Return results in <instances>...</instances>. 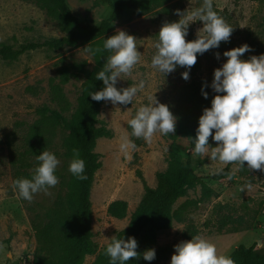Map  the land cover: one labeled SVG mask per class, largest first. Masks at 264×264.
Returning <instances> with one entry per match:
<instances>
[{
	"label": "rangeland",
	"instance_id": "1",
	"mask_svg": "<svg viewBox=\"0 0 264 264\" xmlns=\"http://www.w3.org/2000/svg\"><path fill=\"white\" fill-rule=\"evenodd\" d=\"M117 1L67 0V3L74 15L88 24L98 25ZM169 4L175 5L172 14H164L163 7L142 14L125 11L112 26V34L124 30L136 37L137 50L142 54L131 73L122 74L116 86L128 87L143 80L145 87L134 97L132 105L103 101L100 107L98 118L110 131V136L96 142L100 167L90 191L93 240L98 250L128 225L131 213L143 196V181L152 187L156 185V174L167 168L169 153L174 151L185 160L190 152V138L186 133L175 139L156 133L151 143L131 135L127 122L142 104L148 103V95H155L160 103L168 105L175 116L176 110L187 102L188 93L204 86L209 93L210 107L217 94L210 87L214 69L227 59L223 52L246 43L251 51L244 53L242 59L264 53V0H212L213 10L233 28L230 40L203 55L197 54L199 66L191 67L189 79L182 78L181 73L187 69L181 66L164 76L151 66L160 27L164 23L178 22L181 15L177 10L191 12L200 8L203 0H173ZM186 23L189 24L186 41L195 40L198 35L206 36L201 30L202 21L194 18ZM61 36L63 32L57 24L35 2L0 0V44L17 47ZM217 52L221 54L219 59ZM93 66L94 59L86 44L59 50L41 47L22 54L17 60L0 59V264L32 261L37 248L34 224L42 227L50 222L52 209L66 191L63 181L70 175L68 165L72 160L65 147L68 130L58 128L53 134L46 132L45 136L50 139L40 145L36 143L37 152L28 154L29 172H33L38 163L36 155L44 149L53 152L60 161L55 173L59 182L47 192L34 194L31 201L19 198L14 190L12 160L29 151L33 143L28 131L39 120L37 108H59L49 93L52 80L60 81L59 70L64 68L67 72L63 91L70 103V111L66 112L69 116L76 109L86 72ZM124 138L135 145L127 154L120 149ZM209 144L214 147L216 142ZM210 151L203 156L190 152L193 171L208 190L202 183L187 189L174 205V209L182 210V221H174L172 228L165 231L146 229L136 239L138 247L155 250L167 245L173 247L191 239L184 236L191 228L196 230V235L211 241L218 255L229 256L239 246L253 244L264 253V171L247 169V162L242 167L236 162L224 164L211 160ZM227 166L232 179L211 178ZM118 199L128 203L123 219H116L107 212L109 204ZM173 253L174 247L170 257L161 264H170ZM95 259L96 255L86 256L83 264H93Z\"/></svg>",
	"mask_w": 264,
	"mask_h": 264
},
{
	"label": "trees",
	"instance_id": "2",
	"mask_svg": "<svg viewBox=\"0 0 264 264\" xmlns=\"http://www.w3.org/2000/svg\"><path fill=\"white\" fill-rule=\"evenodd\" d=\"M30 1L35 2L45 11L63 32V36L47 38L42 42L22 43L17 47L0 44V59L17 60L22 54L41 47L59 50L86 44L93 56L94 66L86 72L76 109L69 116L66 112L70 111V103L63 91L67 72L64 68L59 70L60 81L55 82L53 79L49 91L51 100L59 108L51 109L47 106L37 108L39 120L31 125L28 131V138L33 140V143L29 151L26 150L19 159L12 160V165L15 167V180L20 177L31 178L32 172L27 170L31 166L28 154L37 152L36 143L40 145L50 139L45 136L46 132L53 134L54 130L64 128L69 132L65 142L67 154L73 158V149H76L79 157L85 162L84 173L87 179L79 180L70 173L63 181L66 191L52 209L50 222L42 227L34 224L37 248L33 260L27 264H83L85 257L92 255H96L93 264H109V257L105 253L107 244L98 250V245L93 240L90 191L94 175L100 167L99 155L95 152L96 142L101 137L110 136V131L100 123L98 118L104 100L94 101L88 95L104 87L103 82L95 78V74L101 70L110 54L108 50L103 49V42L105 38L114 35L111 33L114 21L125 11L142 14L157 7H163L164 14H172L175 5L169 4L173 0H118L98 25H91L73 14L67 0ZM193 66L195 68L199 66L198 56ZM201 89L193 88L188 93L187 102L176 110L175 132L168 135L175 139L181 133L188 134L190 148L194 147L193 139L196 136L198 118L209 104L208 91L204 89L208 93V97L205 98ZM211 141L210 136L209 143ZM229 173L231 174L227 166L213 174L211 178L213 180L229 179ZM198 183H202L205 190H208L202 178L193 171L190 152L183 160L178 153L171 151L167 168L156 174V185L152 187L143 181V196L131 213L128 225L114 236L124 239L132 236L137 239L146 229L156 232L172 228L174 221L183 219L182 210L174 209L176 201L185 194L187 189L195 187ZM127 211L128 203L122 199L112 201L107 209L108 214L116 219L126 217ZM192 235H196L195 229L190 228L184 233L185 238H191ZM147 249L137 247L136 251L142 254ZM155 252L156 257L152 261H146L140 255L129 260L127 264H161L170 257L173 247L162 246ZM229 256L235 264H264V253L257 250L255 244L241 245Z\"/></svg>",
	"mask_w": 264,
	"mask_h": 264
},
{
	"label": "clouds",
	"instance_id": "3",
	"mask_svg": "<svg viewBox=\"0 0 264 264\" xmlns=\"http://www.w3.org/2000/svg\"><path fill=\"white\" fill-rule=\"evenodd\" d=\"M177 11L181 15L178 22L164 23L160 27L151 66L164 76L177 66L185 67L187 70L181 76L187 80L191 67L197 61V54L203 55L209 49L219 48L221 42H228L233 28L213 10L212 0H203L202 6L191 12ZM194 18L203 22L201 30L206 36L198 35L197 39L186 41L189 25L186 21ZM136 41V37L124 30H118L104 39L103 49L110 54L95 74L104 87L89 93L92 100L132 105L134 97L144 89L143 80L128 87L116 86L121 75L130 74L141 59ZM250 51V46L245 43L223 52L227 59L221 67L214 69L210 85L217 94L212 98L211 106L204 108L198 118L194 147L189 150L193 155L203 156L211 149V160L224 164L236 162L242 167L247 162V169L264 171V53L242 59L243 54ZM215 55L219 59L221 54L217 52ZM201 92L205 98L208 97L204 86ZM147 100L148 103L142 104L127 123L132 136L151 143L156 133H174L177 118L169 106L160 103L155 95H148ZM210 136L216 142L214 147L209 144ZM130 147L135 145L124 138L120 144L121 151L127 154ZM35 159L38 163L31 178L20 177L13 181L18 197L27 201H31L38 192H47L59 182L55 173L60 161L53 152L44 149ZM84 169V160L73 149L68 171L77 179L86 180ZM228 178L231 179L230 173ZM110 241L105 249L109 264H127L140 255L146 261L156 257L154 248L139 254L135 237L124 239L113 236ZM173 247L170 264H235L230 256L218 255L216 246L198 234Z\"/></svg>",
	"mask_w": 264,
	"mask_h": 264
},
{
	"label": "built area",
	"instance_id": "4",
	"mask_svg": "<svg viewBox=\"0 0 264 264\" xmlns=\"http://www.w3.org/2000/svg\"><path fill=\"white\" fill-rule=\"evenodd\" d=\"M34 258V257H33ZM33 260V259H32Z\"/></svg>",
	"mask_w": 264,
	"mask_h": 264
}]
</instances>
